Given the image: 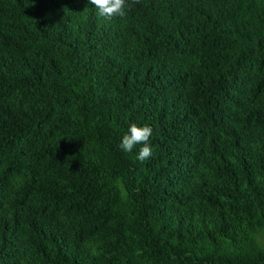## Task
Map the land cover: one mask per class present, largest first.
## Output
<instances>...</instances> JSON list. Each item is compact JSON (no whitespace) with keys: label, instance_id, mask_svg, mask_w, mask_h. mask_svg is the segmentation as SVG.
I'll return each mask as SVG.
<instances>
[{"label":"trees","instance_id":"16d2710c","mask_svg":"<svg viewBox=\"0 0 264 264\" xmlns=\"http://www.w3.org/2000/svg\"><path fill=\"white\" fill-rule=\"evenodd\" d=\"M127 2L0 0V264H264V0Z\"/></svg>","mask_w":264,"mask_h":264},{"label":"clouds","instance_id":"9594fccd","mask_svg":"<svg viewBox=\"0 0 264 264\" xmlns=\"http://www.w3.org/2000/svg\"><path fill=\"white\" fill-rule=\"evenodd\" d=\"M89 3L98 9L99 16L107 19L124 17L130 7L127 0H89ZM152 133L153 129L150 126H137L133 123L122 137L119 146L124 152L131 153L138 144L142 145L136 158L144 162L152 156V148L150 146Z\"/></svg>","mask_w":264,"mask_h":264},{"label":"rangeland","instance_id":"374dc122","mask_svg":"<svg viewBox=\"0 0 264 264\" xmlns=\"http://www.w3.org/2000/svg\"><path fill=\"white\" fill-rule=\"evenodd\" d=\"M258 243L260 246L264 247V229L259 232Z\"/></svg>","mask_w":264,"mask_h":264}]
</instances>
